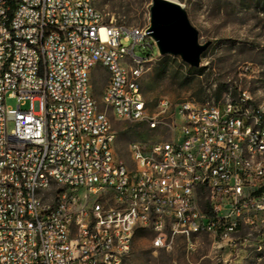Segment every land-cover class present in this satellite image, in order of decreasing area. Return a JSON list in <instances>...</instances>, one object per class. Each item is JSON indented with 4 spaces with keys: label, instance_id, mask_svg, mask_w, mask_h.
<instances>
[{
    "label": "built area",
    "instance_id": "1",
    "mask_svg": "<svg viewBox=\"0 0 264 264\" xmlns=\"http://www.w3.org/2000/svg\"><path fill=\"white\" fill-rule=\"evenodd\" d=\"M148 28L94 0H0V264H126L137 229L169 248L264 228V108L248 92L184 100L179 138L130 142L133 167L117 156L93 75L108 74L118 120L156 127L172 104L150 114L142 78L161 54ZM147 39L156 54L137 55Z\"/></svg>",
    "mask_w": 264,
    "mask_h": 264
},
{
    "label": "rangeland",
    "instance_id": "2",
    "mask_svg": "<svg viewBox=\"0 0 264 264\" xmlns=\"http://www.w3.org/2000/svg\"><path fill=\"white\" fill-rule=\"evenodd\" d=\"M153 0H94L95 6L119 23L144 27L150 24ZM187 11L191 23L199 31L201 43L210 45L201 55L200 70L178 56L160 55L149 63L142 78V88L150 114L160 111L158 101L166 97L172 107L160 114L159 124L118 120L102 101L108 81L106 71H95L93 95L99 108L106 110L116 131L115 151L129 167L134 166L129 144L172 141L179 138V125L172 116L176 104L184 100L206 102L231 93L248 92L251 102L264 108V3L259 0H176ZM148 44V45H147ZM151 42L142 41L136 54H156ZM15 106L17 100L8 98ZM26 108V107H24ZM11 127V125H10ZM264 228L243 224L232 239L223 240L203 233L189 247L183 236H176L169 248L153 246V232L137 229L126 264H264Z\"/></svg>",
    "mask_w": 264,
    "mask_h": 264
},
{
    "label": "water",
    "instance_id": "3",
    "mask_svg": "<svg viewBox=\"0 0 264 264\" xmlns=\"http://www.w3.org/2000/svg\"><path fill=\"white\" fill-rule=\"evenodd\" d=\"M148 30L161 55L178 56L192 67L200 65L201 55L211 43L200 42L186 9L173 0L152 1Z\"/></svg>",
    "mask_w": 264,
    "mask_h": 264
},
{
    "label": "trees",
    "instance_id": "4",
    "mask_svg": "<svg viewBox=\"0 0 264 264\" xmlns=\"http://www.w3.org/2000/svg\"><path fill=\"white\" fill-rule=\"evenodd\" d=\"M259 1H262V2L264 3V0H259ZM193 69H194V70H196V71L200 70V68H199V67H193ZM218 98H219V96H217V98H216V99H218Z\"/></svg>",
    "mask_w": 264,
    "mask_h": 264
},
{
    "label": "bare ground",
    "instance_id": "5",
    "mask_svg": "<svg viewBox=\"0 0 264 264\" xmlns=\"http://www.w3.org/2000/svg\"><path fill=\"white\" fill-rule=\"evenodd\" d=\"M173 1H176V0H173Z\"/></svg>",
    "mask_w": 264,
    "mask_h": 264
}]
</instances>
